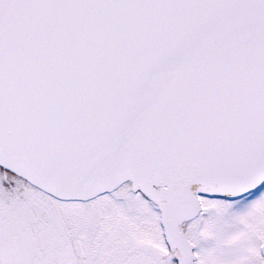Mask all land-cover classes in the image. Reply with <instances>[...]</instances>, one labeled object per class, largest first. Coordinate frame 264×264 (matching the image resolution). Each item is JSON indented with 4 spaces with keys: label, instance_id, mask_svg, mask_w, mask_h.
<instances>
[{
    "label": "snow or ice",
    "instance_id": "snow-or-ice-1",
    "mask_svg": "<svg viewBox=\"0 0 264 264\" xmlns=\"http://www.w3.org/2000/svg\"><path fill=\"white\" fill-rule=\"evenodd\" d=\"M0 264H264V0H0Z\"/></svg>",
    "mask_w": 264,
    "mask_h": 264
}]
</instances>
